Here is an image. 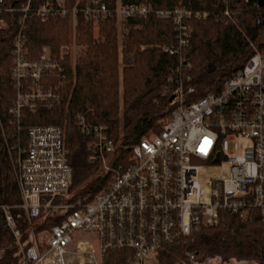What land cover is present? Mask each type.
Returning <instances> with one entry per match:
<instances>
[{
    "label": "built area",
    "instance_id": "obj_1",
    "mask_svg": "<svg viewBox=\"0 0 264 264\" xmlns=\"http://www.w3.org/2000/svg\"><path fill=\"white\" fill-rule=\"evenodd\" d=\"M29 9L30 0L22 8L11 50L14 101L9 114L16 125L23 110L34 112L38 103L57 102V88L43 80L64 73L67 55L60 51L55 56L43 47L39 60H29L23 33ZM5 11L9 10L0 0V28ZM149 13L144 3L122 5L120 0H86L68 13L65 0H46L35 16L47 20L69 14L75 23L82 14L98 25L108 18L124 22ZM155 16L171 18L176 31V45L165 49L178 58L170 79L174 82L170 116L159 134L143 138L131 149L125 166L115 158L117 147L107 129L78 117L80 133L89 138V161L99 166L107 181L90 202L77 205L58 203L70 194L72 180L63 131L52 125L30 127L27 145L15 157L20 209L28 226L26 246L19 242L20 232L8 208H2L19 248L16 264H69L75 233L95 239V244L76 242L73 255L85 264H103L109 251L124 250L132 252L131 264H160L156 259L160 249L218 226L224 215L245 223L256 218L264 222V39L249 43L251 56L218 94L190 101L194 90L186 84L192 66L183 58L191 31L187 22L203 20L206 13L176 8L156 11ZM205 168L219 170L212 175L208 205L202 203L200 172ZM53 216L57 224L40 237L36 223Z\"/></svg>",
    "mask_w": 264,
    "mask_h": 264
},
{
    "label": "trees",
    "instance_id": "obj_2",
    "mask_svg": "<svg viewBox=\"0 0 264 264\" xmlns=\"http://www.w3.org/2000/svg\"><path fill=\"white\" fill-rule=\"evenodd\" d=\"M2 1L3 9L9 11L3 13L4 26L0 28V264H16L19 253L16 240L5 225L3 207L8 208L15 220L19 242L28 244V226L20 209L10 154L15 159L17 150L27 145L30 127L52 125L63 131L66 158L72 171L69 192L74 194L71 203L76 205L90 202L107 181V177L98 176L99 166L89 161V138L80 133L78 117L88 125L107 129L117 152L123 153L119 162L124 166L135 145L161 132L162 121L173 108L169 99L174 82L170 79L178 58L165 51L176 45L174 23L171 18H157L156 11L178 8L206 13L203 20L187 22L191 31L183 58L192 66L191 80L186 84L194 90L190 101L208 93L218 94L224 82L242 69L251 56L249 43L264 39V7H258L257 0H120L122 5L144 3L150 9L145 18L123 22L120 47L114 18L101 21L98 37L94 38L91 21L79 14L75 39L82 51L76 63L72 65L67 57L60 77L43 80L53 90L57 88V102L53 106L38 103L34 112L23 110L16 125L9 114L14 101L11 50L22 8L28 0ZM45 1L30 0L23 27L31 61L39 60L43 47H49L57 56L59 48L70 40L69 14L47 20L35 16ZM85 1L65 0L68 13ZM40 221L49 222L48 227L57 224L51 217ZM41 229L40 226L36 231ZM131 256L130 250L109 251L103 264H131ZM156 259L164 264L203 263L210 259L221 263L235 260L264 264V222L256 218L245 223L224 215L218 226L203 228L186 240L160 249Z\"/></svg>",
    "mask_w": 264,
    "mask_h": 264
},
{
    "label": "rangeland",
    "instance_id": "obj_3",
    "mask_svg": "<svg viewBox=\"0 0 264 264\" xmlns=\"http://www.w3.org/2000/svg\"><path fill=\"white\" fill-rule=\"evenodd\" d=\"M75 23L71 22V35H70V40L67 44L62 45L59 48V52L63 51L66 52V58L68 57L71 60L72 65H74L77 61V58L79 57V54L81 53L82 49L77 45L76 43V39H75ZM92 28V34L94 38L98 37V33H99V24L98 25H93ZM116 30H117V34H118V44L119 47L121 46V40H122V32H123V22H116ZM58 52V53H59ZM122 63L121 60L119 62V81H120V86H121V72H122ZM165 121V120H164ZM162 121V124L163 122ZM239 142V141H238ZM232 144V143H231ZM239 144H241V142H239ZM115 158L117 159V161L119 162L122 158H123V153H120V151L117 152V155L115 156ZM10 163H11V167H12V172H13V176L15 178L16 181V164H15V159L13 157L12 154H10ZM219 174V170L217 168H205L200 172V178L203 180V185H202V191H203V198H202V203L204 205H208L210 204V197H211V186L210 183L212 181V175H216ZM98 176H104L103 172L101 171V169L99 168V173ZM74 194L72 192H70V194L63 200L58 201V203L61 205L63 203L66 202H71L73 200ZM51 220H57L56 216H53L51 218ZM46 225V226H45ZM49 222H47V224L44 223V221H39L37 223V225H35V227H43V229H41L40 231H36V233H39L38 235L42 238L46 237V229H48L49 226ZM36 228V229H37ZM36 238H38V236H36ZM79 240L81 241H89V242H93L95 244V239L94 236L91 235H87V234H79V233H75L73 236V244L75 245L76 242H78ZM80 258V257H79ZM220 260L218 259H210L207 260L203 263H192V264H219ZM160 264H164V263H160ZM179 264V263H176ZM182 264V263H181ZM226 264H253L250 262H239V261H235V260H230L228 261Z\"/></svg>",
    "mask_w": 264,
    "mask_h": 264
},
{
    "label": "crops",
    "instance_id": "obj_4",
    "mask_svg": "<svg viewBox=\"0 0 264 264\" xmlns=\"http://www.w3.org/2000/svg\"><path fill=\"white\" fill-rule=\"evenodd\" d=\"M75 248H76V243L75 245L72 243L69 248V252L72 253V255L68 256L69 264H85V261L82 258H78L76 257V255H73Z\"/></svg>",
    "mask_w": 264,
    "mask_h": 264
},
{
    "label": "water",
    "instance_id": "obj_5",
    "mask_svg": "<svg viewBox=\"0 0 264 264\" xmlns=\"http://www.w3.org/2000/svg\"><path fill=\"white\" fill-rule=\"evenodd\" d=\"M257 5L260 8L264 7V0H257ZM172 101H173V97L171 96L169 102L171 103Z\"/></svg>",
    "mask_w": 264,
    "mask_h": 264
},
{
    "label": "flooded vegetation",
    "instance_id": "obj_6",
    "mask_svg": "<svg viewBox=\"0 0 264 264\" xmlns=\"http://www.w3.org/2000/svg\"><path fill=\"white\" fill-rule=\"evenodd\" d=\"M219 264H226V263H221V262H220Z\"/></svg>",
    "mask_w": 264,
    "mask_h": 264
}]
</instances>
